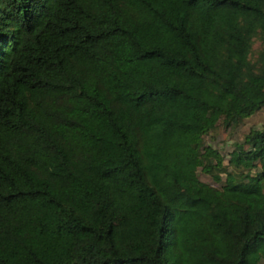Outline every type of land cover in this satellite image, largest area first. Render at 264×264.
I'll return each mask as SVG.
<instances>
[{
	"label": "trees",
	"instance_id": "obj_1",
	"mask_svg": "<svg viewBox=\"0 0 264 264\" xmlns=\"http://www.w3.org/2000/svg\"><path fill=\"white\" fill-rule=\"evenodd\" d=\"M263 107L264 0H0V264H264Z\"/></svg>",
	"mask_w": 264,
	"mask_h": 264
},
{
	"label": "rangeland",
	"instance_id": "obj_2",
	"mask_svg": "<svg viewBox=\"0 0 264 264\" xmlns=\"http://www.w3.org/2000/svg\"><path fill=\"white\" fill-rule=\"evenodd\" d=\"M261 47V42L259 40L255 41L253 49V57L256 56L257 52ZM264 126V107L252 116L246 119H236L231 126H226L223 122H220L216 129L210 132L204 137V147H213V149L218 150L224 159V169L223 172H218L216 169L213 174L210 175L203 171L202 168L198 169L199 178L211 184L214 187H222L225 184L227 174L233 173L236 175L237 181L245 180L244 176L248 172L250 174L255 173V169L245 170L237 169L229 164L230 154L236 149L238 143H242L246 135L250 133L253 128H261ZM219 173L221 181L218 182L214 179L213 175Z\"/></svg>",
	"mask_w": 264,
	"mask_h": 264
}]
</instances>
